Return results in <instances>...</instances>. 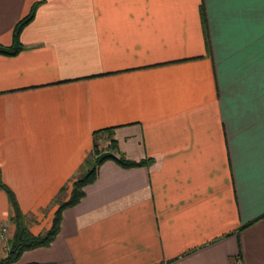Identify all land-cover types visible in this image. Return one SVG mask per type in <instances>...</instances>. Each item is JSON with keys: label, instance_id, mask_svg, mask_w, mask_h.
I'll list each match as a JSON object with an SVG mask.
<instances>
[{"label": "crops", "instance_id": "1", "mask_svg": "<svg viewBox=\"0 0 264 264\" xmlns=\"http://www.w3.org/2000/svg\"><path fill=\"white\" fill-rule=\"evenodd\" d=\"M32 5L0 55V182L29 232L107 130L147 163L107 158L14 264H264V0H0V46ZM10 217L0 190V259Z\"/></svg>", "mask_w": 264, "mask_h": 264}, {"label": "trees", "instance_id": "2", "mask_svg": "<svg viewBox=\"0 0 264 264\" xmlns=\"http://www.w3.org/2000/svg\"><path fill=\"white\" fill-rule=\"evenodd\" d=\"M35 7L36 5H32L29 12L23 18L16 22L11 33V44L7 47L0 46V55L14 56L19 52V50L21 49V46L18 42L19 33L22 28L33 18ZM97 134L99 133H93V140L95 139L94 136H96ZM106 134L109 138V141L107 142V146L105 149L106 151L112 153L115 149V143L111 139V131L107 130ZM100 152L101 149H99L96 142H94L92 144L89 159H85L84 161L85 165L91 163L90 168L87 169L79 177L71 181L66 200L57 204V207L52 214L49 227L40 235H33L29 232L28 228L26 227L25 216L21 213L13 193L2 182H0V190L4 193L7 203L11 209V217L9 220L10 223L13 225V233L11 238L6 241L5 254L4 257L0 259V264H14L17 262L23 252L37 248H46L49 246V244L54 240V238L59 232L62 211L74 206L79 202V200L83 196V187L93 182L96 176L97 167L106 160L104 159L98 164H94L93 159ZM111 160L115 161V163L119 166L125 168L140 167L144 166L147 163L146 160L139 161L136 163L130 162L123 159L121 156L116 157L115 155L113 158H111Z\"/></svg>", "mask_w": 264, "mask_h": 264}, {"label": "water", "instance_id": "3", "mask_svg": "<svg viewBox=\"0 0 264 264\" xmlns=\"http://www.w3.org/2000/svg\"><path fill=\"white\" fill-rule=\"evenodd\" d=\"M114 155L109 152V151H102L100 152L99 154H97L94 159H93V162L94 164H98L100 161L104 160V159H107V158H113Z\"/></svg>", "mask_w": 264, "mask_h": 264}, {"label": "rangeland", "instance_id": "4", "mask_svg": "<svg viewBox=\"0 0 264 264\" xmlns=\"http://www.w3.org/2000/svg\"><path fill=\"white\" fill-rule=\"evenodd\" d=\"M65 197V196H64ZM54 203V202H53ZM5 249H6V242H5ZM3 251H1V253H2ZM4 254H5V250H4Z\"/></svg>", "mask_w": 264, "mask_h": 264}]
</instances>
